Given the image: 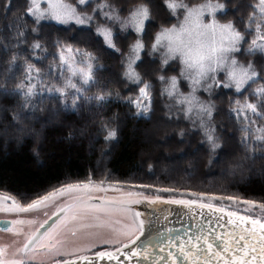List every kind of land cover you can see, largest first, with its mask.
<instances>
[{"label": "snow or ice", "instance_id": "obj_1", "mask_svg": "<svg viewBox=\"0 0 264 264\" xmlns=\"http://www.w3.org/2000/svg\"><path fill=\"white\" fill-rule=\"evenodd\" d=\"M0 114V144L30 137L37 163V124L64 132L68 150L103 144L83 178L32 194L0 186V264H264V194L125 187L99 167L127 122H143L132 131L144 144L168 147L154 140L163 126L197 145L193 159L149 157V173L220 166L264 193V0H0ZM135 205L182 206L202 223L144 241L152 220Z\"/></svg>", "mask_w": 264, "mask_h": 264}, {"label": "trees", "instance_id": "obj_2", "mask_svg": "<svg viewBox=\"0 0 264 264\" xmlns=\"http://www.w3.org/2000/svg\"><path fill=\"white\" fill-rule=\"evenodd\" d=\"M103 62L106 72H115L118 62L113 56L105 55ZM0 117H2V114H0ZM220 119L227 123V117L221 116ZM35 127L46 137V141L42 146L40 162L37 163L31 154L33 144L30 137L26 138V142L21 148H18L14 143H9L6 148L3 144H0V186L7 187L13 192L32 194L57 185L67 176L83 178L90 169L98 167L97 162L100 160V151L103 149L102 143H96L93 149L90 150L88 140L85 139L71 150H68L58 139L65 134L64 132L52 131L50 128L41 130L39 124ZM134 127L146 128L151 127V125L128 121L121 133L119 143L111 151V155L99 165V167L106 165L112 172L114 179L127 181L128 184L125 186L132 183L168 185L179 180L182 185L194 191L216 194L226 191L229 194L250 199H259L264 194L261 192L259 184H250L244 181L237 182L230 178L225 179L219 166L210 171L198 168L182 171L179 176L175 172L166 175L163 171L165 164H167V161H165L163 164L158 163L155 171L149 173L147 171L149 157L152 160L166 157L162 153L164 148L155 149L156 147L145 145L139 135L133 134L132 129ZM175 131L172 127L162 126L156 136L160 140L165 137L173 138L166 148H172V153L170 150L167 152L168 158H174L183 153L187 159H193L192 153L196 149V143L189 140L178 146L176 143L178 137L174 136ZM145 153L148 156H145ZM167 166L170 170L175 167L173 164H167ZM180 167L184 169L186 162L181 161Z\"/></svg>", "mask_w": 264, "mask_h": 264}, {"label": "water", "instance_id": "obj_3", "mask_svg": "<svg viewBox=\"0 0 264 264\" xmlns=\"http://www.w3.org/2000/svg\"><path fill=\"white\" fill-rule=\"evenodd\" d=\"M109 195L113 194L109 193ZM134 207L141 210L152 220L151 225L147 229L146 236L143 237L144 241L151 240L153 243H155L161 233L168 235V229H171L172 233L179 231L180 234L183 235L184 230L189 229L193 223H196L197 227H199V225L202 223L199 217H196L194 221L192 215L187 213L182 206L160 205L154 210L143 205H135ZM9 218L10 217L5 216L4 214H0V221L7 220ZM35 219L41 220L42 217L37 216ZM191 230L195 231L196 229L193 228ZM38 259H40V257H38Z\"/></svg>", "mask_w": 264, "mask_h": 264}, {"label": "rangeland", "instance_id": "obj_4", "mask_svg": "<svg viewBox=\"0 0 264 264\" xmlns=\"http://www.w3.org/2000/svg\"><path fill=\"white\" fill-rule=\"evenodd\" d=\"M154 140L155 141H159L160 139L157 137L156 138V136L154 137ZM145 145H147V144H145ZM147 146H150V145H147ZM169 146V145H168ZM167 148V147H166ZM166 148H164L163 150H162V153L166 156V157H168L167 156V152H169V150H170V152L172 153V148H168V149H166ZM155 149H161V148H155ZM150 152V151H149ZM146 153H148V152H146ZM145 153V154H146ZM182 154V153H181ZM145 156H148L147 154L145 155ZM219 168H221L220 166H219ZM217 171V170H216ZM125 186V185H124ZM125 187H128V186H125ZM133 191H141V189H132Z\"/></svg>", "mask_w": 264, "mask_h": 264}]
</instances>
